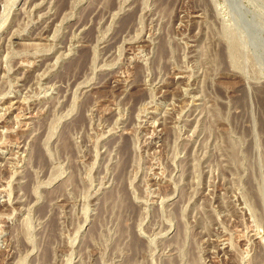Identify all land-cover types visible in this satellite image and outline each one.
Returning a JSON list of instances; mask_svg holds the SVG:
<instances>
[{"label": "rangeland", "instance_id": "374dc122", "mask_svg": "<svg viewBox=\"0 0 264 264\" xmlns=\"http://www.w3.org/2000/svg\"><path fill=\"white\" fill-rule=\"evenodd\" d=\"M0 264H264V0H0Z\"/></svg>", "mask_w": 264, "mask_h": 264}]
</instances>
